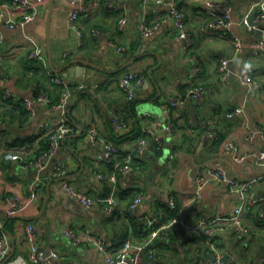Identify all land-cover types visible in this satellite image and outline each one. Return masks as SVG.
<instances>
[{
  "label": "crops",
  "instance_id": "obj_1",
  "mask_svg": "<svg viewBox=\"0 0 264 264\" xmlns=\"http://www.w3.org/2000/svg\"><path fill=\"white\" fill-rule=\"evenodd\" d=\"M4 1L7 0H0ZM94 1L99 4L95 5ZM105 1L108 0H87L89 13L82 16L85 33L81 44L68 26L69 11L76 5L72 0H39L37 18L24 29L0 25V78L13 93L5 100L10 102L7 104L0 96V118L3 120L0 124V237L3 234L10 237L13 253L5 264H32L25 235L30 222L38 228L39 245L47 253L59 252L53 264L107 263L105 255L95 247L73 244L64 233L66 226L79 230L89 227L104 240L118 241L115 252L130 241L128 257L117 263L130 264L129 256L134 253L135 246L148 239L141 234L142 229H147L142 217L145 214L163 215L161 204L167 202L170 194L175 195L182 213L192 221H197L203 214L215 215L233 209L234 197L224 183H210L197 203H189L192 178L207 165H223L231 175L242 178L264 175L253 155L242 162L235 160L245 152L264 150L261 133L264 127V56L253 54L264 30V0H110L116 10L107 7ZM172 3L185 14L192 38L189 49L185 47L187 40L177 36L172 21L161 19ZM216 3L232 6L233 22L229 28L219 27L208 32L207 23L215 16L210 11L222 14L221 9L213 6ZM250 9L258 18V29L254 31L247 30L239 22ZM121 15L128 18L126 26L119 24ZM144 20L150 27L148 32L142 30ZM94 28L108 35H94ZM235 35L243 45L230 63L229 81L223 83L218 78V67L222 58L234 55L236 44L232 38ZM30 38L42 47L46 63L29 57ZM109 39L126 49L115 50L109 45ZM132 60V64L122 69ZM196 60L201 66L199 71L195 68ZM67 63L70 65L64 71H55ZM246 67L261 81L257 94L248 93L240 82L239 74ZM128 69L144 71L143 82L132 100L125 97L117 82L121 72ZM52 74H61L73 83L82 79L102 82L96 89L78 90L71 97L69 106L76 125L83 129L82 135L67 136L43 168L8 159L6 154L14 152L20 153L28 162L33 161L42 151V139L48 131L55 129L51 126L43 135L35 133L41 122H57L62 114L55 107L61 88L51 81ZM195 84L206 87L204 99H192L180 108H169L171 95H182ZM42 89L49 92L50 104L34 101ZM25 100L34 101V113L25 106ZM18 104L23 108H18ZM237 107H242L244 112L229 116L228 112ZM145 112L162 125L170 119L174 122L173 130L163 132L162 150L149 145L136 157L141 169L127 174L117 172L116 184L100 179L98 172L110 174L115 170V163L97 161L96 153L100 147L92 145L86 137L91 123L98 122L100 132L107 139L128 149L142 132L141 116ZM115 114L128 121L125 120L128 130L116 132L111 122ZM252 131L255 133L250 140L248 135ZM225 140H231L235 146L228 153L223 148ZM117 161H122V157L115 158ZM61 165L67 168L64 177H51ZM64 180L96 198L114 194L117 210L113 214L104 213L102 201L95 207L83 206L64 188ZM48 186L50 197L44 207ZM36 190L41 196L34 200L31 194ZM135 190H140L144 198L130 211V203L139 194L134 196ZM254 190L257 195L264 196V179L255 183ZM7 196H15L24 204L18 214L7 213ZM246 223L251 224L246 228L253 231V241L247 242L245 236L231 225L228 230L217 232L216 237L235 263L252 260L257 264L264 253V229L248 219ZM177 234L160 238L165 244L163 248L157 247L161 251L160 264H211L205 248L203 257L194 258L191 244ZM141 264H146L145 256Z\"/></svg>",
  "mask_w": 264,
  "mask_h": 264
},
{
  "label": "built area",
  "instance_id": "obj_2",
  "mask_svg": "<svg viewBox=\"0 0 264 264\" xmlns=\"http://www.w3.org/2000/svg\"><path fill=\"white\" fill-rule=\"evenodd\" d=\"M76 5L69 11L68 14V26L78 36L80 44L83 43L84 28L81 25L82 16L88 14L86 8L87 0H72ZM39 0H7L0 2V25L8 26L9 28H22L24 29L29 23L33 22L39 12ZM95 5H98V1H94ZM105 5L110 9L116 10V5L108 0L105 1ZM216 8L222 10V14L211 12L214 17L207 23L206 30L208 32L214 31L219 27L229 28L232 24V6L228 3H216L213 4ZM161 19L171 20L177 36L179 38H185L187 40L186 49H189L192 45V38L188 32L185 14L175 4L172 3L169 10L161 16ZM128 18L126 15H121L119 18L120 26H126ZM241 25L249 31L258 29V18L253 16V11L250 9L240 18ZM142 30L148 32L149 26L143 21ZM94 35H108L107 32L101 31L98 28L92 30ZM236 44V50L233 56L222 58L218 67V78L221 82L226 83L229 81L232 74L231 61L235 59L237 53L242 49L241 39L235 35L232 38ZM32 49L29 57L34 60L46 63L45 54L39 43L31 39ZM0 41H2V34L0 33ZM109 45L117 51H123L126 46L120 45L113 41L108 40ZM253 54L256 57L264 56V30L253 50ZM195 68L197 71L201 69V66L196 60ZM51 81L59 85L61 88L59 101L55 105L56 108H62V114L60 119L55 121L45 120L41 122L36 130V134H41L42 131L49 129L51 126H55V129L50 135V149L39 155L33 161L28 162L23 158L20 153L8 152L6 157L12 160H20L24 163L36 165L39 168H43L45 163L55 154L56 150L60 146L61 142L70 134L79 131V127L70 126L67 124L68 120V108L72 95L83 89H96L100 87L101 81H88L80 80L77 83L71 82L65 76L61 74H52ZM144 78L143 69H128L121 72L117 77V82L120 89L124 92L125 97L128 100H132L136 97V91L141 86ZM240 82L246 86L248 93L254 95L261 89V81L255 78L250 72L249 68H244L239 74ZM2 85H0V96L3 99H8L13 96V93L4 86V79L2 78ZM207 93L206 87L195 84L190 86L184 94H173L168 98L169 108L176 109L185 106L190 100H202ZM34 101H40L50 104L52 102L51 96L48 91L42 89ZM31 100H25V106L34 113L33 102ZM244 112L242 107H237L228 112L229 116L241 114ZM3 120L0 118V124ZM112 125L116 132L122 133L128 130V123L118 114L113 115L111 119ZM175 127L174 122L170 119L165 125H162L156 118L151 116L148 112H145L141 116V134L135 141L131 148H123L114 140L107 139L99 130L98 122H92L86 131L87 140L94 146H99V150L96 153L98 162H112L117 157H122V161L115 162V170L106 174L104 172H98L99 178L102 180H111L115 184L118 181L117 172L127 174L130 172L141 169V165L137 164L136 157L144 153L145 149L149 145H154L156 150H162L164 147L163 132L165 130H173ZM254 131L248 135V138L252 140ZM261 133L264 138V127L261 128ZM234 144L231 140H225L223 143L224 150L228 153L234 148ZM253 155L260 166L264 170V150L261 152H245L235 158L237 162H242L247 159L248 156ZM67 172L66 166H58L52 173L51 177H64ZM264 179V175H255L251 178H242L235 175H231L227 167L218 164H209L204 169L198 171L192 178L193 190L192 196L189 200L190 204L197 203L205 193L206 188L212 182L224 183L228 186L229 193L234 197L235 204L231 211L225 213H218L215 215L203 214L197 221H192L186 218L182 213V208L179 206V214L172 217L169 221L161 222L159 214H145L142 217V222L145 227L151 229L148 239L144 242L138 243L135 246L134 253L130 254V264H141L142 259L146 258V264H160V253L157 247H153L152 244L156 239L163 238L169 234V231L175 230L178 232L180 238L183 241L191 244L192 256L194 258L203 257L204 248L207 250V254L211 264H237L234 262L233 257L229 254L228 250L222 247L218 242L216 233L224 230H228V226H232L233 229L240 235L245 236L247 242L253 241V232L247 229L245 224V216L259 210V216L264 219V210L260 209L261 204H264V196L257 195L255 192V183ZM64 188L74 196L83 206L87 208L98 206L99 202H103V210L106 214H113L117 210L116 196L110 194L105 197L96 198L90 195L87 190L79 188L67 180L63 182ZM41 196V192L36 190L32 192L31 198L36 200ZM144 194L139 192L134 201L130 205V211H133L136 206L143 200ZM6 210L9 215L18 214L23 208L24 204L15 196L6 197ZM168 206L172 209L178 207V202L174 194H170L167 199ZM129 211V212H130ZM64 233L68 236L72 243L83 247H95L101 251L106 257V264H117L120 260L125 259L129 254L131 242L128 241L119 251L115 252V246L118 241L104 240L100 235L96 234L93 229L84 227L83 230H79L74 227L66 226ZM26 239L30 246L29 259L32 264H53V260L59 257L58 251H51L47 253L38 243V228L30 222L25 228ZM12 241L7 234H3L0 237V263H2L11 253ZM240 264H254L252 260L240 262ZM257 264H264V253L258 260Z\"/></svg>",
  "mask_w": 264,
  "mask_h": 264
},
{
  "label": "trees",
  "instance_id": "obj_3",
  "mask_svg": "<svg viewBox=\"0 0 264 264\" xmlns=\"http://www.w3.org/2000/svg\"><path fill=\"white\" fill-rule=\"evenodd\" d=\"M39 93H40V91H39ZM38 93V94H39ZM37 94V95H38ZM5 100H9V98L8 99H3V102L4 103H10V102H6ZM59 101V99L57 100V101H55V102H58ZM54 102V103H55ZM17 107L18 108H23L22 107V105L21 104H18L17 105ZM130 110L132 111V109L130 108ZM133 112V111H132ZM73 113H72V107L71 106H69V108H68V120H67V124H69L70 126H75V127H77V125H76V123H75V121H74V119H73ZM122 117V116H121ZM124 120H126L124 117H122ZM127 121V120H126ZM128 122V121H127ZM134 126H137L136 125V123H134ZM48 130H44V131H42L41 132V134L40 135H43V134H45L46 132H47ZM53 132V130H51V131H48V133L46 134V136L42 139V145H43V148H42V151L40 152V153H38V155H36V156H34V159H36L39 155H41V154H43V153H45V152H47L49 149H50V135H51V133ZM33 159V160H34ZM112 163H115V160L114 161H112ZM140 192V190H135L134 191V196H136L137 195V193H139ZM135 198V197H134ZM132 203V202H131ZM131 203H130V205H131ZM161 207H163L164 208V214L163 215H161L160 217H161V222H166V221H169V219H171L172 217H174V216H177L178 214H179V203H178V207L176 208V209H172V208H170L169 206H168V203L166 202V203H163V204H161ZM260 209L261 210H264V204H261V206H260ZM250 218V219H249ZM246 219H248V220H250L251 221V223L252 224H254L256 227H260V228H262V229H264V219L263 218H261L260 216H259V210H254L253 212H250V213H248L246 216H245V222H246ZM246 226L247 227H249V226H251V224L249 225H247V223H246ZM150 230L151 229H142L141 230V234H142V237L143 236H149V232H150ZM253 232V231H252ZM171 234H177L176 233V231L175 230H171V231H169V234H168V236H171ZM178 235V234H177ZM158 240H160L159 238L158 239H156L154 242H153V244H152V246L153 247H161V248H163L164 246H165V244L164 243H162L163 241H161L160 240V242L159 243H157V241ZM155 243H156V246H155ZM167 244V243H166ZM159 251V250H158ZM159 253L161 254V251H159Z\"/></svg>",
  "mask_w": 264,
  "mask_h": 264
},
{
  "label": "water",
  "instance_id": "obj_4",
  "mask_svg": "<svg viewBox=\"0 0 264 264\" xmlns=\"http://www.w3.org/2000/svg\"><path fill=\"white\" fill-rule=\"evenodd\" d=\"M79 61H82V62H86V63H88V64H90V65H92V66H94V67H96L97 65L96 64H93L92 62H88V61H86V60H79ZM134 62V60H132V61H130L128 64H126L122 69H124V68H127L130 64H132ZM69 65H70V63H67V64H65V66H63L62 68H57V69H55V71L56 72H62V71H64L67 67H69ZM98 67V66H97ZM2 78H0V85H2ZM58 112H62V108H59L58 109ZM82 133H83V129H82V127H80L79 128V131L78 132H76V133H72V134H70V137L71 138H74V137H79V136H81L82 135ZM263 172H264V170H263ZM49 197H50V191H49V186H48V193H47V196L44 198V201H43V206L45 207L46 206V204H47V201H48V199H49ZM13 256V253H10V255L2 262V263H0V264H5L11 257Z\"/></svg>",
  "mask_w": 264,
  "mask_h": 264
},
{
  "label": "rangeland",
  "instance_id": "obj_5",
  "mask_svg": "<svg viewBox=\"0 0 264 264\" xmlns=\"http://www.w3.org/2000/svg\"><path fill=\"white\" fill-rule=\"evenodd\" d=\"M164 157H165V155H164Z\"/></svg>",
  "mask_w": 264,
  "mask_h": 264
}]
</instances>
